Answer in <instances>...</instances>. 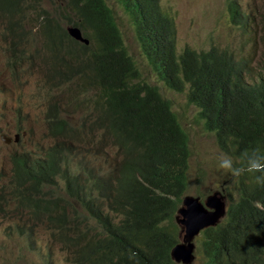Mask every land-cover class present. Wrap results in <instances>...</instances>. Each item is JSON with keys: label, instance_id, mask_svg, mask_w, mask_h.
<instances>
[{"label": "trees", "instance_id": "obj_1", "mask_svg": "<svg viewBox=\"0 0 264 264\" xmlns=\"http://www.w3.org/2000/svg\"><path fill=\"white\" fill-rule=\"evenodd\" d=\"M46 1L0 0V19L7 32L1 40L5 35L8 40L5 52L11 55V65L24 61L28 67L39 68L48 89L58 88L63 77L73 78L83 91L94 90L96 116L88 126L72 123L61 114L59 94L48 97V133L69 139L68 143L56 142L43 156L34 155L33 162L14 168L4 186L11 201L32 219L25 223L28 228L17 225L16 229L21 235H30L37 224L46 226L48 238L59 239L52 240L59 243L65 259L75 264H173L169 250L177 242L178 232L173 215L188 186V136L157 88L146 81L134 85L124 79L126 58L119 47L123 37L106 0H68L76 20L60 13L54 24L44 9ZM119 2L134 25L137 41L145 46L144 55L169 88L177 90L181 77L200 59L202 69L191 72L199 80L190 83L188 97L194 92L201 95L189 101L199 109L204 129L214 134L221 152L236 157L258 141L264 145V69L251 76L250 66L245 65L233 84L222 82L232 60L225 48L184 46L178 54L175 16L162 9L160 0ZM227 10L231 25L258 26L257 11L264 15V0H251L248 11L241 9L238 0H228ZM42 16L43 21L39 20ZM63 23L79 25L90 43L74 41ZM36 25L37 34L32 31ZM50 44L60 47L58 57L51 54ZM151 44L155 53L149 49ZM128 138L139 150L131 158L132 176L124 190L111 181L89 177L76 182L68 196L44 191L45 186L55 184L62 170L66 174L72 159L92 149L107 153ZM230 177L224 179L229 184L221 186L228 202L224 222L203 230L198 242L203 264H238L254 245V238L259 242L258 252L264 253V211L239 196L242 191L248 196L257 194L264 186L244 189L248 177ZM113 193L118 194L117 201L109 198ZM86 219L94 221L97 229L84 226ZM237 235L246 238L241 246L234 239ZM124 238L131 240L136 261L122 253L120 241Z\"/></svg>", "mask_w": 264, "mask_h": 264}, {"label": "rangeland", "instance_id": "obj_2", "mask_svg": "<svg viewBox=\"0 0 264 264\" xmlns=\"http://www.w3.org/2000/svg\"><path fill=\"white\" fill-rule=\"evenodd\" d=\"M106 1L112 9L122 39L137 61L141 79L154 85L160 96L169 102L172 112L176 114L181 127L188 136V186L182 198L186 195H201L205 198L220 192L221 186L229 184L226 180L231 177L217 167L216 156L221 151L216 145L214 134L204 129L198 117V108L187 102L185 93L171 90L154 74L142 55L143 47L136 40L133 25L121 8L119 0ZM227 1L161 0V7L175 16L178 50L185 45L201 49L210 44L224 46L233 43L231 46L241 52L250 51L253 61L251 75L254 76L264 69V42H260L253 49H248L244 42L245 37L228 24ZM241 1L246 3L247 0ZM44 9L50 13L49 22L51 24H54V17H58L60 13L69 15L72 20L76 19V14L68 8V0L46 1ZM39 20L43 21V16ZM257 22L259 28L264 30V15H261L260 11H257ZM3 32L7 34L5 21L0 19V129L8 131L13 136L19 132L23 139L19 146L5 147L0 143V264H75L65 259V253L61 251L58 242L48 238L46 226L37 224L35 228L32 227L29 231L30 238L17 231V225L28 228L25 223H31L32 219L25 210L11 201L7 194L8 189L4 185H8L12 176L10 154L29 152L44 155L46 150L56 142L66 141L68 143L67 135L51 137L48 133L45 122L47 107H49L48 97L59 94L58 103L62 109L61 114L71 121L90 122L93 117L92 110L78 109V107L86 104L93 90L89 92L81 90L73 78L63 81L58 88L48 89L44 86L43 74L38 69L23 66V62L16 65L17 69L12 70L14 68L9 65V54L5 52L4 42L7 41L1 40ZM39 37L38 35L36 38ZM48 49L52 50L51 54L54 57L60 55L59 46L50 44ZM65 60L68 61V56ZM100 132L99 130L98 133ZM91 152L95 153L96 150L92 149ZM92 164L96 168L101 166L100 161ZM55 183L53 192L63 195V179L57 177ZM181 203L182 200L178 202V207ZM199 237L195 238V244ZM197 253L198 246L196 245ZM192 264H202L201 256H196Z\"/></svg>", "mask_w": 264, "mask_h": 264}, {"label": "clouds", "instance_id": "obj_3", "mask_svg": "<svg viewBox=\"0 0 264 264\" xmlns=\"http://www.w3.org/2000/svg\"><path fill=\"white\" fill-rule=\"evenodd\" d=\"M48 1L50 2L51 0H48ZM238 2H239V5L243 11L249 10V5L251 3V0H247L246 3H243L241 0H238ZM227 3H228V1H227ZM227 3H226V11H227L228 24L231 27L238 30L239 33L243 37H245L244 42H245V45L248 46V49H253L254 46L259 45L260 42H264V39H260L261 36H264V32H263L264 30L259 28V26H256L255 24H252V23H243V24H239V25H231V23L229 21V16H228ZM160 5H161V0H160ZM127 16H128V14H127ZM76 17H77V14H76ZM128 18H129V16H128ZM129 20H130V18H129ZM175 21H176V19H175ZM130 22H131V20H130ZM132 25H133V23H132ZM68 27L78 28L80 31L81 37L86 40V41L79 40V39L76 40L69 35L74 41H77V42L84 44V45H88L90 43V39L87 36H84L79 25L76 26V25H73L72 23H70V24L65 23L64 28H65L67 35H68V31H67ZM176 27H177V25H176ZM34 28H36V29L34 30ZM37 28H38V25H36L32 28L33 33L37 34ZM133 30H134V25H133ZM6 36L7 35H5L4 41L8 42V40L6 39ZM145 42L146 41H144V43ZM138 43L143 47V52H144L145 46L141 42H138ZM232 44L233 43H228L227 45H224V46H222V45H217V46L220 48H225L229 53L232 54V60L230 61V69L226 73H224V76H226V79L222 82H229V83L233 84V79L240 72V69L245 65H249L250 68L252 69L253 61L250 57L251 54H250L249 50L247 52H241L239 49L233 48L231 46ZM210 45H215V44H210ZM185 46H189V45H185ZM119 47H120L121 51L123 52V54L126 58V63L122 65V73H123L124 79L126 81L132 82L134 85H136V83H142L143 81H145V80L141 79V77L138 73L139 68L137 66L138 65L137 61L135 60L132 53L129 51L124 40H123V45H121ZM149 49L152 53H155V46L153 44L149 45ZM194 49H196V48H194ZM176 50H177V53L180 54L182 49L178 50L177 45H176ZM197 50H199V49H197ZM143 52H142L143 57L147 60L149 66L151 67L150 61L146 58V56L144 55ZM9 65L12 68L16 67V65L15 66L11 65L10 53H9ZM23 66H25L27 68H34V69L39 70V68H37V67H28L24 61H23ZM22 67H20V68H22ZM20 68H18V69H20ZM151 69L154 72V74L157 76L158 79L165 82L163 79H161L159 77L157 70L153 69L152 67H151ZM201 69H202V65H201V61L199 59L192 65L190 73L187 76L181 77V79L177 85V90L172 89V88H170V89L175 91V92L185 93L187 102L190 104H193V102L189 101V98L200 97L201 95L194 92L190 97H188V94L190 91V83L196 82L199 80V78L197 76L193 75L191 72L196 71V70H201ZM206 71L208 72L209 75H211L209 68H207ZM135 75H137V76L135 77ZM250 75H251V70H250ZM61 78H62L61 79L62 82L65 81L63 79V77H61ZM44 82H45V79H44ZM147 83L151 86H154V85L150 84L149 82H147ZM219 83H221V82H218V84ZM44 86H46V82H45ZM89 91H87V92H89ZM94 106H96V103H95L94 90H93V94L88 96L86 104L80 105L78 107V109L88 108V109L92 110V112H93L92 120L90 122L81 121V122H72V123L84 124L87 126L91 125L92 122L95 120V116H96ZM116 107L117 106H114L109 110L113 111L114 108H116ZM22 139H23V137L20 136L19 132H16L13 136L8 131L0 129V143L5 147L19 146L21 144ZM138 150H139V147H138L137 143L135 141H133L131 138H128L124 141L121 140L116 145V147H114L112 150H110L107 153H102L101 151H96L95 153L91 152V153L86 154L80 158L72 159L71 161L68 162V170H67L66 174H64L63 173L64 171L62 170L55 177V180L57 177H60L63 179V183H64L63 196H68L73 191L74 185L76 182L86 180L89 177L100 178L103 180L111 181L115 184V186L118 188V190H120V191L124 190L128 184L129 179L132 176L131 158ZM34 155L35 156L36 155L43 156V155H39V154H32L29 152H17V153L10 154L9 159H10V163H11L12 174H13V170L15 167L22 165V164H25V163H28V162H33L34 161L33 160ZM13 159H15V162H13ZM95 161H100V164H101L100 168L94 167V165L92 163ZM216 161H217L218 169L220 171H222L223 173L231 175L234 178H239L241 176L248 177L250 180H247L245 182V184L243 185L244 189L252 188L253 185L264 186V145H262L259 141L255 144V146H253L251 148H245L244 150L240 151L239 155L236 157H234L233 155H231L227 152H220L216 156ZM59 164H62V163H59ZM59 164H57V165H59ZM74 168H76V169L74 170ZM55 186H56V183L45 186L44 191H48L51 194H55L53 192V188ZM217 193H218V196L223 198L225 212L221 217L222 219L221 220L219 219L220 221L218 220V222L215 225L210 226V227H215L217 224L221 223L222 221L224 222L223 219H224L225 213L227 211L228 202H227L226 197L221 194V189H220V192H217ZM244 193L245 192L242 191L239 194V196H243L245 198L250 199L254 206H256L258 209L264 211V189L259 191L257 194H252L251 196L245 195ZM186 196H189V195H186ZM194 197H199L201 199V201L203 202L204 197H201L199 195L194 196ZM236 197L237 198H234V199H238V196H236ZM109 198L111 200L117 201L118 200V194L113 193V194L109 195ZM183 198L180 197V200H183ZM181 206H182V203H181ZM74 207L79 209L77 206H74ZM178 208L179 207L177 206L176 211L173 215V219H174L175 225H177L179 227V230H178L179 239L170 248L169 258L173 264H192V261L196 258V256H201V260H202V264H203V260H204L203 255L201 252H199V250H198V253L196 254V245L199 248L200 244H198V242L201 238L200 235L202 234L203 230H205L209 227L200 230L199 234L196 235L192 239V243L194 244V247L192 250L193 259L190 263H184L180 260L177 261L172 257V254H171L172 248L177 243L182 242V229L176 220ZM83 213L85 215H87L86 212H83ZM74 215H75V213L71 214V216H74ZM81 218L82 217H80V219ZM84 226L93 227L95 230L97 229L95 222L92 220H89V219L85 220ZM25 236H27V238L31 237L30 235H25ZM196 237L197 238L199 237V239L196 241V244H195V240H196L195 238ZM52 239H57V238H52ZM234 239L236 240V244L240 245V246L242 244H244L246 241V238H241L238 235ZM120 247L122 249V253L124 255H128L129 260L136 261L137 254L131 250L133 245H132V242L130 239H128V238L122 239L120 241ZM258 247H259V242L256 238H254V245L249 250H247L245 252V255L243 257H240L238 259V264H264V253H259ZM136 264H138V261H136Z\"/></svg>", "mask_w": 264, "mask_h": 264}, {"label": "water", "instance_id": "obj_4", "mask_svg": "<svg viewBox=\"0 0 264 264\" xmlns=\"http://www.w3.org/2000/svg\"><path fill=\"white\" fill-rule=\"evenodd\" d=\"M67 31L72 38L86 41L81 37L78 28L68 27ZM224 212L223 198L218 196L217 192L206 196L203 202L199 197L185 196L176 216V220L182 229V242L177 243L172 248V257L177 261L190 263L193 259L194 244L192 239L199 234L200 230L215 225Z\"/></svg>", "mask_w": 264, "mask_h": 264}]
</instances>
